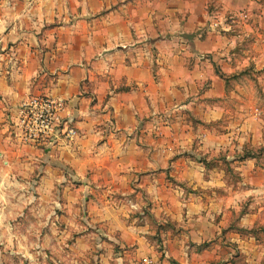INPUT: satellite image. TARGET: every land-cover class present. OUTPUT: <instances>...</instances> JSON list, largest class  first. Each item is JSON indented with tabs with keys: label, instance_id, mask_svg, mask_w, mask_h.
Masks as SVG:
<instances>
[{
	"label": "crops",
	"instance_id": "1",
	"mask_svg": "<svg viewBox=\"0 0 264 264\" xmlns=\"http://www.w3.org/2000/svg\"><path fill=\"white\" fill-rule=\"evenodd\" d=\"M147 257L264 264V0H0V264Z\"/></svg>",
	"mask_w": 264,
	"mask_h": 264
},
{
	"label": "built area",
	"instance_id": "2",
	"mask_svg": "<svg viewBox=\"0 0 264 264\" xmlns=\"http://www.w3.org/2000/svg\"><path fill=\"white\" fill-rule=\"evenodd\" d=\"M211 27L217 22H211ZM66 107L64 99L50 95H33L17 107L18 121L14 128L16 136L26 143L44 145L60 138H72L77 129L61 117ZM141 264H161L154 257L145 258Z\"/></svg>",
	"mask_w": 264,
	"mask_h": 264
},
{
	"label": "rangeland",
	"instance_id": "3",
	"mask_svg": "<svg viewBox=\"0 0 264 264\" xmlns=\"http://www.w3.org/2000/svg\"><path fill=\"white\" fill-rule=\"evenodd\" d=\"M159 260V259H158ZM161 260V259H160Z\"/></svg>",
	"mask_w": 264,
	"mask_h": 264
}]
</instances>
